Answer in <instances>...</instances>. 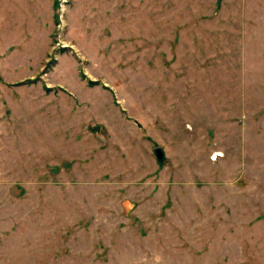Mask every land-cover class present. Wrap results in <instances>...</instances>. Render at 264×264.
<instances>
[{
    "label": "rangeland",
    "instance_id": "1",
    "mask_svg": "<svg viewBox=\"0 0 264 264\" xmlns=\"http://www.w3.org/2000/svg\"><path fill=\"white\" fill-rule=\"evenodd\" d=\"M0 264H264V0H0Z\"/></svg>",
    "mask_w": 264,
    "mask_h": 264
},
{
    "label": "water",
    "instance_id": "2",
    "mask_svg": "<svg viewBox=\"0 0 264 264\" xmlns=\"http://www.w3.org/2000/svg\"><path fill=\"white\" fill-rule=\"evenodd\" d=\"M155 154H156L157 159L159 160L162 159L163 153L159 149L156 150Z\"/></svg>",
    "mask_w": 264,
    "mask_h": 264
}]
</instances>
